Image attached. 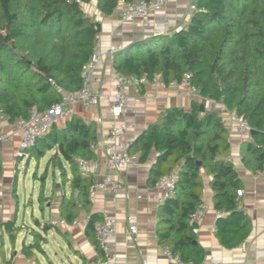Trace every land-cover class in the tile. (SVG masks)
I'll return each instance as SVG.
<instances>
[{
	"label": "trees",
	"instance_id": "16d2710c",
	"mask_svg": "<svg viewBox=\"0 0 264 264\" xmlns=\"http://www.w3.org/2000/svg\"><path fill=\"white\" fill-rule=\"evenodd\" d=\"M134 1L0 0V111L8 124L27 119L33 109L43 111L60 103L63 92L81 87L80 73L94 54L101 30L85 6L94 3L101 14L109 16L121 3ZM194 5L178 30L114 51L113 69L148 79L158 75L166 86L189 73L190 84L201 99L222 104L254 131L243 159L257 172L263 167L264 147V0H195ZM199 105L193 100L189 110L167 109L129 144V153L140 162L152 150L156 152L149 182L177 172L174 196L158 212L157 241L182 261L194 264H201L204 255L193 233L196 224L189 218L202 203L203 174L210 177L214 209L223 212L214 231L218 243L235 248L250 232L247 215L237 207L241 180L228 159V132L217 111H201ZM96 141L94 123L72 116L53 125L24 152L22 159L39 160L55 150L40 178L43 184L51 166L62 175V183H69L71 193L62 195L59 207L67 223L80 209L89 212L92 180L78 161L96 159ZM42 188L37 199L40 207L46 201ZM98 217L97 213L88 216L87 230L93 231ZM30 247L22 250L27 254Z\"/></svg>",
	"mask_w": 264,
	"mask_h": 264
},
{
	"label": "crops",
	"instance_id": "0c3cea01",
	"mask_svg": "<svg viewBox=\"0 0 264 264\" xmlns=\"http://www.w3.org/2000/svg\"><path fill=\"white\" fill-rule=\"evenodd\" d=\"M194 1L174 0L154 15L128 21L118 19L115 12L109 16L101 14L94 3L85 6L86 11L94 16L101 28L94 50L100 59L91 73V88L98 93L99 99L95 106L84 107L75 103L66 104L64 108L70 110L72 116L86 123H94L98 141L104 140L111 126L119 122V118L114 117L109 109L114 93L112 76L115 72L111 62L110 48L119 45L124 47L154 35H166L178 30L188 21L192 13L189 6ZM125 94L126 120L129 124L125 138L129 143L169 108L189 110L190 103L194 100L202 104L204 109H213L219 113L229 137L228 159L241 180L242 193L236 198L237 207L247 215L250 221V232L248 237L235 248L227 249L218 243L214 236L218 217L212 203L210 177L203 174L202 203L206 206V211L197 222L198 232L194 233L196 242L203 249L204 257L201 264H261L264 259V167L253 172L250 169L251 164L243 159L246 144L253 142L250 131L240 132L236 115L227 111L222 104L211 103L196 94L192 95L186 87H179L175 82L167 85L165 89L152 83L140 87H126ZM6 130L11 132V136L6 142L0 143V264H42L34 253V247L48 256L50 261L51 258L47 255L44 245L52 248L55 257L60 260L58 264H100L102 254L96 245L94 232L86 229L87 218L91 213H97L98 219L103 213H107L116 220V229L109 239V244L120 264H136L143 261L147 264H167L156 235L160 207H155L152 196L156 192L153 189V183L148 181V172L156 157L155 151L152 150L147 160L143 162L138 160L136 154H130L135 157L130 164L111 172L121 183L122 190L116 195L101 191L94 192V201L90 202L89 212L80 209L78 216L73 220L76 223L73 224L72 221L67 227H50L47 224L49 219L62 218L59 211L60 198L62 195L68 196L71 193L69 183H62L63 177L60 172L57 169L52 170L51 182L47 183L46 175L40 186L43 187L46 201L40 207L37 200L44 222L40 223L31 215L34 225L44 231L41 239L45 244L38 245L32 241L28 243V233L31 228L24 222V218L21 225L17 226L18 202L14 198L13 191H16L18 163L20 165V160L14 157L19 135L13 125L9 124ZM94 150L96 154L94 165L84 170V173L91 178L92 182H97L108 173V170L104 165V152L97 148ZM54 152L55 150L48 151L37 160V165L45 159L46 168ZM31 159L33 158L26 157L27 165ZM64 166L67 170L66 179H69L71 172L66 163ZM129 216H134L136 219L137 231L134 234L129 231L131 224L128 220ZM22 228L25 229L23 237L19 246L15 247L16 245L10 244L9 240L19 235L18 233H22L20 231ZM50 236L54 239L51 242L48 241ZM60 238L65 240L66 246L59 244ZM30 245L26 254L22 248ZM50 263L53 264L52 261Z\"/></svg>",
	"mask_w": 264,
	"mask_h": 264
},
{
	"label": "built area",
	"instance_id": "2783aa9c",
	"mask_svg": "<svg viewBox=\"0 0 264 264\" xmlns=\"http://www.w3.org/2000/svg\"><path fill=\"white\" fill-rule=\"evenodd\" d=\"M174 0H136L132 3H121L115 10V15L122 21H128L132 19H138L154 15L162 11L166 5ZM190 11L195 10V5L192 3ZM122 48L120 45L110 48V57L112 53ZM100 57L94 53L91 59L83 67L80 78L82 81L81 87L75 92H63L61 102L52 105L51 107L37 111L33 109L27 119L18 120L13 124L15 131L19 135V139L16 145L14 157L16 159H22L24 152L31 148L37 139L41 138L49 132L53 125L61 124L65 119L72 117V112L65 109L66 104H81L84 107L95 106L98 102L99 95L92 90V70L99 61ZM148 83L156 84L161 89H165L166 85L158 75H153L151 79L145 76H126L114 72L112 76V84L114 87V93L112 101L109 106L111 114L119 118V122L114 123L108 131L104 140L96 141L94 148L100 149L105 154L104 165L108 170V173L97 182H92L90 186L89 201H94V192L101 191L103 193H110L116 195L122 190L121 183L111 174L113 171H118L135 159L129 153V141L125 138L129 124L126 120L127 106H126V87H138ZM179 87H186L192 94H196V89L190 84V74L184 73L179 82H175ZM197 95V94H196ZM211 103L214 101L208 100ZM238 123V129L240 132H249L250 129L246 122L236 116ZM9 126L6 117L0 111V143L6 142L11 136V132L7 131ZM78 165L82 170L90 169L94 163L92 161L79 160ZM263 167H264V147H263ZM177 181V172L173 171L167 175L159 177L153 184L155 194L152 196L155 207H160L164 202L174 196L175 185ZM242 190L236 192L237 196H240ZM139 198V196H138ZM206 211V206L201 203L191 214L189 220L191 223L197 225L198 220ZM216 216L223 215V212L216 210ZM128 220L131 222L129 226L130 233H136L135 217L129 216ZM76 221H73L75 224ZM47 224L50 227H67L68 223L63 218L49 219ZM116 229V220L109 216L107 213H103L102 217L93 223L94 239L99 251L102 254L100 264H120L117 255L111 250L109 239L114 234ZM197 226L193 228V233H197ZM163 253L166 258L167 264H194L191 261H182L176 254L172 253L168 248L162 247ZM136 264H147L143 261ZM261 264H264V259Z\"/></svg>",
	"mask_w": 264,
	"mask_h": 264
},
{
	"label": "rangeland",
	"instance_id": "374dc122",
	"mask_svg": "<svg viewBox=\"0 0 264 264\" xmlns=\"http://www.w3.org/2000/svg\"><path fill=\"white\" fill-rule=\"evenodd\" d=\"M19 162L20 165L18 163L17 167L19 173L16 180V191L14 193V198L18 202L17 226L21 225V221L24 218V222L34 231L33 232L31 229H29L28 243L32 241L35 242V244L44 245V240L41 239V237L44 236V231L39 226L34 225L31 215L37 218L40 223L44 222L43 217H41L38 209L37 196L42 183L40 176L45 170L46 162L44 159L43 161L41 160V162L37 165V159L35 158L31 159L29 165L26 163V158L20 160ZM52 170L53 169L51 166L48 167V171L46 173L48 177L47 183H49V181L52 179ZM35 175L38 177L35 178ZM24 230L25 229L22 228L20 230L22 233H18L19 235L9 240L10 244H15V247L19 246V242H21ZM49 232H51V230ZM33 236H36V238H33ZM53 240L54 239L52 236H50L48 239L50 242ZM59 244L66 246V242L63 238H60ZM44 248L47 250V255H49L51 258L50 261H52L53 264H58L60 260L55 257L52 248L49 245H44ZM34 249V253L39 257L42 264H51L48 256H46L43 252L38 251L36 247H34Z\"/></svg>",
	"mask_w": 264,
	"mask_h": 264
},
{
	"label": "water",
	"instance_id": "95a60500",
	"mask_svg": "<svg viewBox=\"0 0 264 264\" xmlns=\"http://www.w3.org/2000/svg\"><path fill=\"white\" fill-rule=\"evenodd\" d=\"M199 108H200V110H201V111H203V110H204V106H203L202 104H200V105H199ZM250 133H251V134H253V133H254V131H253V130H250Z\"/></svg>",
	"mask_w": 264,
	"mask_h": 264
},
{
	"label": "clouds",
	"instance_id": "9594fccd",
	"mask_svg": "<svg viewBox=\"0 0 264 264\" xmlns=\"http://www.w3.org/2000/svg\"><path fill=\"white\" fill-rule=\"evenodd\" d=\"M115 12V11H114Z\"/></svg>",
	"mask_w": 264,
	"mask_h": 264
}]
</instances>
